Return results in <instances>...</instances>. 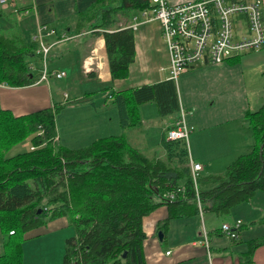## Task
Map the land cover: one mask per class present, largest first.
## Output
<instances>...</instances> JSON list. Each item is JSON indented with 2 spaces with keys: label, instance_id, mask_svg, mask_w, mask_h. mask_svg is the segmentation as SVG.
I'll return each mask as SVG.
<instances>
[{
  "label": "trees",
  "instance_id": "obj_1",
  "mask_svg": "<svg viewBox=\"0 0 264 264\" xmlns=\"http://www.w3.org/2000/svg\"><path fill=\"white\" fill-rule=\"evenodd\" d=\"M154 6L152 0H96L78 13L76 33L101 31L97 34L105 40L113 80L128 78L136 59L134 30L120 25L121 19L131 20ZM35 50L33 42L21 44L0 35V83H34L37 75L30 61ZM93 95L20 116L0 109V264H24L26 234L58 218H66L75 230L65 240L63 264H147L143 220L160 206L167 207L168 216L157 230L166 233L174 219L201 213L229 217L235 207L252 203L259 192L264 196V104L244 114L255 142L252 150L238 156L223 173L210 176L217 185L199 188L197 195L184 140L169 141L164 134L165 158L147 157L125 134L100 137L77 148L62 144L56 123L60 109L93 104ZM107 100L116 107L124 129L143 127L141 108L147 103H155L160 116L181 110L172 79L110 90ZM27 139L28 150L8 155ZM166 193H174V199L164 198ZM252 225H264V212L258 220L242 224L238 238H231L233 244L246 245L239 255L246 264L264 245V235L240 237Z\"/></svg>",
  "mask_w": 264,
  "mask_h": 264
},
{
  "label": "crops",
  "instance_id": "obj_2",
  "mask_svg": "<svg viewBox=\"0 0 264 264\" xmlns=\"http://www.w3.org/2000/svg\"><path fill=\"white\" fill-rule=\"evenodd\" d=\"M165 1L176 4L194 0ZM95 2L96 0H12L8 7L3 8L0 5V35L17 39L21 44L33 42L37 46L34 34L39 25L56 29L57 35L48 39L53 43L49 67L52 70L65 71V77L70 78L68 86L70 80L73 85L85 81L94 82L96 90L83 93L82 90L77 91L74 99L86 93H94L93 104L85 102L80 108H88L95 119L101 122L98 125L108 128L101 130L98 138L125 134L128 139L131 135L129 141L133 143L134 135L139 132L144 142L148 140L146 137L153 128L142 111L148 103L141 108L143 127L124 129L118 123L117 109L107 100V94L110 90H123L169 79V53L160 24L157 21H142L134 30L136 59L130 67L129 77L113 80L105 40L101 34H97L100 30L76 33L74 29L78 13L85 11ZM131 23V20L122 18L120 25ZM63 34H66L67 38L62 39ZM57 55L59 59H56ZM70 55L73 56L68 61ZM33 57L30 65L35 67L32 71L37 75V79L26 86H10L2 82L0 109L10 110L14 115L20 116L71 100V95L67 92L69 90L65 89L56 94L51 80L49 83L38 82L41 65L36 53ZM61 59H65L67 69L59 65L56 67L55 64ZM176 86L181 110L186 113L188 123L194 127L188 140L189 157L202 165L201 180L206 182L202 190H207L217 185V181L210 179V176L223 173L228 164L238 156L250 152L255 143L244 114L249 110L255 111L264 104V47L223 64H199L181 74ZM93 107L96 109L92 110ZM179 115L180 112L170 116L177 119ZM172 125L169 121L158 128L157 145L162 149L161 158H165L161 139ZM128 132L131 134L127 135ZM58 137L61 142L59 134ZM64 145L69 146L65 143ZM263 212L264 200L258 193L252 203L235 207L229 217L201 214L198 217L174 219L160 239L159 232L162 231L157 230V225L168 216L167 207L160 206L143 220L147 264H246L241 262L239 257L240 253L246 251V245L233 244L231 238L221 230V226L223 223H234L237 220L242 224H250L258 220ZM60 220L68 226L66 218ZM203 229L208 235V247L204 244ZM262 235L264 225H252L243 231L240 237L248 240ZM248 264H264V245L255 250L253 261Z\"/></svg>",
  "mask_w": 264,
  "mask_h": 264
},
{
  "label": "built area",
  "instance_id": "obj_3",
  "mask_svg": "<svg viewBox=\"0 0 264 264\" xmlns=\"http://www.w3.org/2000/svg\"><path fill=\"white\" fill-rule=\"evenodd\" d=\"M12 0H0V5L8 7ZM155 5L135 15L128 27L136 30L142 21H157L161 27L163 40L169 53V79L175 82L179 76L199 64H223L242 54L258 51L264 47V1L263 0H194L168 3L152 0ZM57 35L56 29L39 25L34 34L35 53L39 56V83H49L52 78L62 79L64 71L52 70L48 58L53 43L48 39ZM67 38L66 34L62 39ZM31 69L35 67L30 65ZM3 86V83H0ZM194 127L180 110L176 122L168 129L166 138L188 140ZM192 179L198 195V180L203 169L200 163L189 157ZM174 193H166L164 198L174 199ZM202 214V213H201ZM242 222L223 223L221 230L230 238H238ZM13 233V232H12ZM204 244L209 240L205 229L202 231Z\"/></svg>",
  "mask_w": 264,
  "mask_h": 264
},
{
  "label": "rangeland",
  "instance_id": "obj_4",
  "mask_svg": "<svg viewBox=\"0 0 264 264\" xmlns=\"http://www.w3.org/2000/svg\"><path fill=\"white\" fill-rule=\"evenodd\" d=\"M72 56L73 55L69 56L68 61L72 59ZM56 59H59L58 55L56 56ZM48 62L51 63V54L48 58ZM55 65L56 67H58V65L62 66V68L65 69H67L68 66L65 59L59 60ZM69 79L70 78L68 76L59 80L56 78L51 79L52 86L56 94L57 93L59 94L65 89L69 90L67 92L70 93L71 95L70 98L72 100L74 99V96L78 94L77 91L80 92L82 90L81 92L83 93L86 91L96 90L95 89L96 87L93 86L94 82L92 81H85L86 83L79 82L78 85H73V83H71L72 81L70 80V86H68ZM96 99L97 98L95 97V101L97 102ZM56 100L58 99L56 98ZM100 102L101 100H99L98 103ZM84 105L85 104L83 103L78 105L64 106L60 109L56 117L58 134L62 138L61 143L68 144L72 148L88 145L90 142H92L94 139L100 136L99 134L101 133L99 132L101 130L108 129L107 127L104 128L103 126L98 125L99 123L97 121L98 119L97 120L95 119L94 115L91 113V111L88 108H80ZM95 109L96 108L94 107L92 108V110ZM142 111L144 112V116L146 117V119L152 123L153 128H151L150 133L146 137V139L148 140L143 142L142 135L138 132L137 134L134 135L135 143L131 139V141L133 142L132 144H134L135 147H137L141 152H143L149 158L160 157L162 153V149L157 145L158 143L157 140L159 139L157 133L158 128H161V124H166L169 121H171V123L174 124L177 119L170 115L160 116L158 114L157 106L155 103H148L146 106H144V108H142ZM148 124L149 123H147V125ZM112 125L114 129V124ZM118 129L120 130L119 124H118ZM130 134L131 132H128L127 135ZM30 145H31L30 140L27 139L14 146L8 152V155L12 156L17 153L28 150L30 148ZM164 157H166V152L164 154ZM204 183L206 182L205 181L203 182V180H199L198 186L201 187L202 189ZM259 195L261 196V199L264 200L263 193L259 192ZM60 219L58 218L55 220H51L46 225L36 228L26 234L25 241L23 244L24 264H63V256L65 252V240L73 236L75 234V230L73 227L69 226V224L67 226L64 223V221ZM245 220L247 222L246 217ZM257 232L259 233L258 230Z\"/></svg>",
  "mask_w": 264,
  "mask_h": 264
},
{
  "label": "water",
  "instance_id": "obj_5",
  "mask_svg": "<svg viewBox=\"0 0 264 264\" xmlns=\"http://www.w3.org/2000/svg\"><path fill=\"white\" fill-rule=\"evenodd\" d=\"M168 177H175L176 174L175 173H168L167 175ZM159 238L162 239L163 238V232H159Z\"/></svg>",
  "mask_w": 264,
  "mask_h": 264
},
{
  "label": "bare ground",
  "instance_id": "obj_6",
  "mask_svg": "<svg viewBox=\"0 0 264 264\" xmlns=\"http://www.w3.org/2000/svg\"><path fill=\"white\" fill-rule=\"evenodd\" d=\"M12 233V232H11Z\"/></svg>",
  "mask_w": 264,
  "mask_h": 264
}]
</instances>
